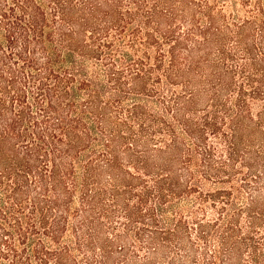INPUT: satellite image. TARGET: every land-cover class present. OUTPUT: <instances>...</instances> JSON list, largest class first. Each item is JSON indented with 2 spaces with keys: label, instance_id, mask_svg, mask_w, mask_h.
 <instances>
[{
  "label": "trees",
  "instance_id": "1",
  "mask_svg": "<svg viewBox=\"0 0 264 264\" xmlns=\"http://www.w3.org/2000/svg\"><path fill=\"white\" fill-rule=\"evenodd\" d=\"M0 264H264V0H0Z\"/></svg>",
  "mask_w": 264,
  "mask_h": 264
}]
</instances>
